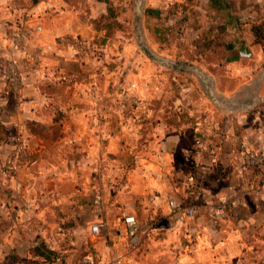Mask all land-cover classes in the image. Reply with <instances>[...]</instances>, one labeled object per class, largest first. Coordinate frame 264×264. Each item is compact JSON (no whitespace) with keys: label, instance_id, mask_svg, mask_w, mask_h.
I'll return each mask as SVG.
<instances>
[{"label":"crops","instance_id":"obj_1","mask_svg":"<svg viewBox=\"0 0 264 264\" xmlns=\"http://www.w3.org/2000/svg\"><path fill=\"white\" fill-rule=\"evenodd\" d=\"M57 2L0 0L1 61L24 54L44 62L61 49L57 38L80 33ZM178 8L193 38L190 66L213 77L215 94L176 98L188 116L178 108L175 120L168 109L149 110L151 98L138 99L143 134L130 121L127 135L106 123L69 128L105 118L104 99L54 93L64 87L54 66L17 67L21 86L0 95V147L15 145L0 162V264H264V43L250 29L264 22V0H185ZM57 16L61 26L34 29ZM204 37L223 47L201 49ZM207 54L217 58L205 62ZM40 73L54 77L51 86L36 81ZM248 153L255 159L246 165ZM168 199L194 205V217L176 221ZM221 204L225 217L215 219ZM125 214L142 224L132 247Z\"/></svg>","mask_w":264,"mask_h":264},{"label":"rangeland","instance_id":"obj_2","mask_svg":"<svg viewBox=\"0 0 264 264\" xmlns=\"http://www.w3.org/2000/svg\"><path fill=\"white\" fill-rule=\"evenodd\" d=\"M184 1L59 0L57 4L66 6V10L58 14L66 16L73 29L79 28L75 23L78 21L80 33H67L63 39L57 38L56 42L61 49L52 55L54 58L50 57L44 62L39 58L34 59L33 56L27 58L24 54L18 59L10 57L0 60V95L5 93L7 97H11L21 86L18 66L21 68L33 64L38 70L42 65L54 66L58 71L55 78L64 86L63 89H55L54 93L67 99L96 96L104 99L102 108L105 118L99 119L98 122L68 121L69 128H80L83 123L89 128L97 126L98 123H106L109 125L106 129L127 135L126 124L130 121L134 122V125L138 123L139 132L143 134L145 106L138 104V99L151 98L146 107L154 114H165V109H168L173 115L178 108L186 110L176 105V98H199L215 94L213 77L198 67L194 68V65L190 66V62L195 59L191 55L193 38L189 31H182L180 21L184 15L180 12L181 8L177 9V4L182 5ZM149 6L154 7L150 18H147L145 11ZM134 9L142 15L141 30L144 43L156 54L176 63L179 69L161 65L149 59L141 50L133 33ZM58 17L53 21H41L44 22L45 28L36 22L34 29L39 34L50 32L52 27L61 26L62 18H59V23ZM39 26L40 29H37ZM216 69L218 68L213 67L214 73L217 72ZM40 76L36 81L40 80L48 86L55 80L54 77L48 79L49 75L45 73H40ZM222 81L224 86L229 84L228 81ZM202 88L206 90L205 93ZM81 104L84 105L83 102ZM184 113L188 115V112ZM3 126L0 122V145L6 139L1 135ZM13 128V125L6 126L9 132H12ZM14 151L13 143H8L7 148L0 147V162L9 160ZM20 153V160L28 157L24 156L23 150Z\"/></svg>","mask_w":264,"mask_h":264},{"label":"built area","instance_id":"obj_3","mask_svg":"<svg viewBox=\"0 0 264 264\" xmlns=\"http://www.w3.org/2000/svg\"><path fill=\"white\" fill-rule=\"evenodd\" d=\"M36 28L39 29V27H36ZM252 159H255V155L248 153L246 165L247 163H250ZM167 204L170 210L174 213V218L176 221L184 222V221L192 219L195 215V206L192 204L181 205V204L176 203L173 199H168ZM212 213L215 219H222L223 217H225V210H224L223 204L217 207H214V209L212 210ZM123 221L126 226L127 243L129 246L132 247L137 242L138 233L141 230L142 224L132 214H125L123 216ZM90 230L91 232H97L99 230V226L97 224H93L91 225ZM79 264H87V263L83 262Z\"/></svg>","mask_w":264,"mask_h":264},{"label":"trees","instance_id":"obj_4","mask_svg":"<svg viewBox=\"0 0 264 264\" xmlns=\"http://www.w3.org/2000/svg\"><path fill=\"white\" fill-rule=\"evenodd\" d=\"M177 8H178V4H177ZM185 16H183L184 19ZM182 19V20H183ZM177 24V23H176ZM145 27L148 30V26L145 23ZM251 32L253 33L254 37H255V41L259 42V43H264V22H254L251 25ZM199 46L201 47V49H206V48H216L219 49L221 47H223V44L221 43H213V41L211 39H209L208 37H204L203 40L199 43ZM214 58H217L215 55H209L207 54L206 56L203 57V59L205 60V62L208 61H213ZM182 114H178L180 115L181 118L187 117L188 115H186L184 112H181ZM169 118L171 119H176V114L173 115H169ZM189 118V117H188ZM1 191V189H0ZM5 221L0 220V229L3 228V226L5 225ZM23 264H38V263H33L31 260H25L23 262ZM40 264V263H39Z\"/></svg>","mask_w":264,"mask_h":264},{"label":"water","instance_id":"obj_5","mask_svg":"<svg viewBox=\"0 0 264 264\" xmlns=\"http://www.w3.org/2000/svg\"><path fill=\"white\" fill-rule=\"evenodd\" d=\"M141 22H142V15L141 13L137 10L134 9L133 15H132V27H133V33L135 35L136 41L138 45L140 46L141 50L144 52V54L151 60L165 66H171L175 69H179L177 64L174 63L173 61L156 54L154 51L151 50L147 46V44L144 43L142 39V30H141ZM183 70V69H182Z\"/></svg>","mask_w":264,"mask_h":264}]
</instances>
